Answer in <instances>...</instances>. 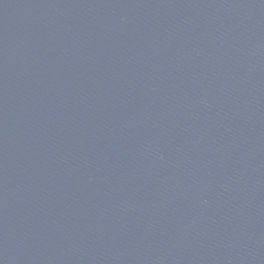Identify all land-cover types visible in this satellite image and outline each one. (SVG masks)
Here are the masks:
<instances>
[{
	"label": "water",
	"instance_id": "obj_1",
	"mask_svg": "<svg viewBox=\"0 0 264 264\" xmlns=\"http://www.w3.org/2000/svg\"><path fill=\"white\" fill-rule=\"evenodd\" d=\"M0 264H264V0H0Z\"/></svg>",
	"mask_w": 264,
	"mask_h": 264
}]
</instances>
